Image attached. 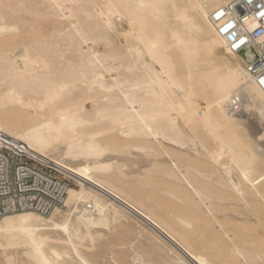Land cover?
<instances>
[{
	"label": "bare ground",
	"instance_id": "1",
	"mask_svg": "<svg viewBox=\"0 0 264 264\" xmlns=\"http://www.w3.org/2000/svg\"><path fill=\"white\" fill-rule=\"evenodd\" d=\"M230 1L0 0V145L77 183L0 219V264H264L256 55L210 18ZM128 219L144 242L90 257Z\"/></svg>",
	"mask_w": 264,
	"mask_h": 264
},
{
	"label": "built area",
	"instance_id": "2",
	"mask_svg": "<svg viewBox=\"0 0 264 264\" xmlns=\"http://www.w3.org/2000/svg\"><path fill=\"white\" fill-rule=\"evenodd\" d=\"M260 11H264V0H251L250 4L249 0H231L216 9L210 18L231 52L246 49L255 53L256 56L248 61L247 69L264 90V83H261L264 80V17L258 15ZM250 17L254 20L245 23ZM229 23L234 27L223 32ZM234 101L233 111L240 112L238 104L241 100ZM73 184V178L60 173L54 166L25 151L0 145V219L26 210L48 215L56 207L64 206Z\"/></svg>",
	"mask_w": 264,
	"mask_h": 264
},
{
	"label": "rangeland",
	"instance_id": "3",
	"mask_svg": "<svg viewBox=\"0 0 264 264\" xmlns=\"http://www.w3.org/2000/svg\"><path fill=\"white\" fill-rule=\"evenodd\" d=\"M41 20H42V18H38V20H37V22H38V23H37L38 26L40 25L39 27L44 28L45 31L48 30V28H49V26H48L49 24H47L48 21H47L46 19H43L42 21H41ZM39 21H40V22H39ZM44 21H45V22H44ZM45 23H46V24H45ZM42 24H43V25H42ZM169 144H170V143H169ZM165 145H167V147L174 148V147H172V146H168V142L165 143ZM165 145H164V148H166ZM162 148H163V147L161 146V149H162ZM164 148H163V149H164ZM181 148H182V147H181ZM163 149H162V150H163ZM152 155H153V154H152ZM150 156H151V155H150ZM150 156H149V157H150ZM153 156H154V155H153ZM149 157H148V158H149ZM150 158H153V159H154L155 157H150ZM158 158H161V157H157V159H158ZM67 176H68V175H67ZM132 179H133V178H130L131 181H133ZM89 182H91V184L93 183V182L90 181V180H89ZM93 185H96V184L93 183ZM72 186H77V183L74 181V184H73ZM96 186H97V185H96ZM129 220H131V222H133V224H132V223L129 224V227H130L131 230H133V229H132V227H131L130 225H132V226L136 225L137 228L139 227V226H137L138 224H136V223L133 221V219H128V221H129ZM112 221H113V220H112ZM116 222H118V221H113V222H112V223H114V226H113V227H115L116 225H117V226L119 225V227H121V228L118 229V230H121V229H122L121 232L119 231L120 233L118 232V230H115V229H117V227H115V228L112 230V227L110 226L112 223H110L109 227H102V228H100V230H102V233H103V236H102V237H103V239L105 238L106 241L103 240V241L105 242V243H104V242H102L101 239H100L101 241H100V240H97V241H96V247H97V246H100V249H101V250H100L98 247H97V249H96V247H95L93 250H96V251L94 252V251L92 250L91 253L89 254L90 257H92L93 259H96V258H98V256H99V258H101V259H100L101 261L96 259L97 262H100V263H101V262L105 261V260H104V259H105V255H107L108 252H112L113 249L119 251L120 249H118V248H120V247H121V251H120L121 253H120V252H119V253H120V255H121V254L123 255L124 253H122V251H123L124 249H125V250H127V249L130 250L131 247H129V246L131 245V243H132L133 241H135V243L133 242V244H136V243L138 244V243H140L141 240H142L141 242H144L143 239L146 238L145 234H144L143 237H142L141 235H140V237L137 235V234L139 233V230H140V229H136V227H133V228L135 229V231H134V230L131 231V230L127 227V228L129 229L128 232L131 231V232H133V234H135V235H137V236H135V235H130V234H129L130 232L127 233V231H126V229H127L126 226L121 225V222H118L117 224H116ZM110 227H111V228H110ZM139 228H140V227H139ZM108 230H109V231H108ZM111 230H112V232L115 233V234L112 233L114 236H113V235H112V236L110 235V233H111L110 231H111ZM114 230H115V231H114ZM137 230H138V232H136ZM103 231H104V232H103ZM123 231H126V232L124 233ZM109 232H110V233H109ZM134 232H136V233H134ZM106 233H107V235H106ZM122 233H123V234H122ZM104 234H105V235H104ZM108 234H109V235H108ZM123 235H124V236H123ZM109 236H110L111 238H110ZM147 236H148V235H147ZM102 237H100V238H102ZM106 237H108V238H106ZM122 237H123V238H122ZM112 238H114L115 241H114V240H113V241L110 240V239H112ZM118 238H119V239H118ZM121 238H122V239H121ZM137 238H138V239H137ZM139 238H141V240H140ZM107 239L110 240L109 243H110L111 245H113L114 243L116 244V241H117V240H118V242H119L120 240H122L121 242H119V244L122 243L124 240H127V241L124 242V243H125L124 245H123V243H122L123 246L121 245L120 247H118L119 245H116V246L113 245V246H111L110 244H108V240H107ZM134 239H136V240H134ZM132 240H133V241H132ZM138 240H140V241H138ZM128 241H129V242H128ZM98 242H99V243H98ZM100 242H102L103 244L100 243ZM145 242H146V241H145ZM127 243H128V244H127ZM137 244H136V245H137ZM104 245H105V246H104ZM106 245H107V246H106ZM124 246H126L127 249H126V247H124ZM105 247H106V248H105ZM107 247H108V248H107ZM123 247H124V249L122 250ZM104 248H105V250H104ZM97 250H100V251L102 252L101 254L104 255V256H103L104 259H103V257H101L102 255H100V253H99L100 251L97 252ZM109 250H110V251H109ZM115 250H113V251H115ZM128 250L126 251L127 253L129 252ZM118 251H117V252H118ZM131 251H132V250H131ZM131 251H130V252H131ZM93 252H94L95 254H94ZM103 252H105V253H103ZM106 252H107V253H106ZM117 252L115 251L116 254H117ZM124 252H125V251H124ZM126 252H125V253H126ZM130 252H129V253H130ZM97 253H99V255H98ZM96 255H97V256H96ZM118 255H119V254H118ZM94 256H95V258H94ZM20 258H21V257H20ZM99 258H98V259H99ZM96 260H95V261H96ZM17 261H18L17 264H21V263H22V261H20L19 258L17 259ZM7 262H8V261H7ZM3 264H6V261H4V257H3ZM22 264H25V263H22Z\"/></svg>",
	"mask_w": 264,
	"mask_h": 264
},
{
	"label": "snow or ice",
	"instance_id": "4",
	"mask_svg": "<svg viewBox=\"0 0 264 264\" xmlns=\"http://www.w3.org/2000/svg\"><path fill=\"white\" fill-rule=\"evenodd\" d=\"M250 3H251V0H249V4H250ZM222 14H223V13H221V15H222ZM258 15H259L260 17H264V11H260V12L258 13ZM251 20H254V17H250V18L246 19V20H245V23H249ZM233 27H234V25L231 24V23H229V24H227V25L222 29V31L225 32V33H227V32L229 31V29H231V28H233ZM241 43H243V41H241ZM236 47H239V45H236ZM261 83H264V80H262ZM261 99H264V90H262V93H261ZM234 103H236V101H234ZM260 116H261L262 118H264V105L261 106V109H260ZM261 140H264V136L261 137Z\"/></svg>",
	"mask_w": 264,
	"mask_h": 264
}]
</instances>
